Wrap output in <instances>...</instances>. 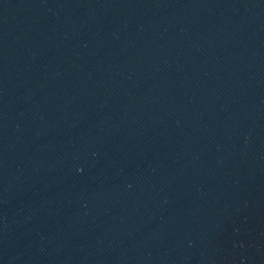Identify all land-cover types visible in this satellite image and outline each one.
Here are the masks:
<instances>
[{
	"label": "water",
	"instance_id": "obj_1",
	"mask_svg": "<svg viewBox=\"0 0 264 264\" xmlns=\"http://www.w3.org/2000/svg\"><path fill=\"white\" fill-rule=\"evenodd\" d=\"M0 264H264V0H0Z\"/></svg>",
	"mask_w": 264,
	"mask_h": 264
}]
</instances>
